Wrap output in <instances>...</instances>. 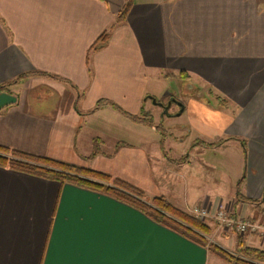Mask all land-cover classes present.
Here are the masks:
<instances>
[{"label": "crops", "instance_id": "0c3cea01", "mask_svg": "<svg viewBox=\"0 0 264 264\" xmlns=\"http://www.w3.org/2000/svg\"><path fill=\"white\" fill-rule=\"evenodd\" d=\"M125 2L0 0V145L110 174L172 204L182 186L178 208L207 209L212 242L233 235L264 249V235L213 217L223 208L264 223V201H249L264 197V0H130L119 21ZM167 79L220 105L171 93L153 103ZM99 100L122 111L95 109ZM148 101L162 116L172 104L186 114L193 136L183 162L162 156L158 131L127 115ZM227 145L244 157L235 190L199 189L197 177L211 181L206 170L220 166L193 153ZM209 255L110 195L0 167V264H207Z\"/></svg>", "mask_w": 264, "mask_h": 264}, {"label": "trees", "instance_id": "16d2710c", "mask_svg": "<svg viewBox=\"0 0 264 264\" xmlns=\"http://www.w3.org/2000/svg\"><path fill=\"white\" fill-rule=\"evenodd\" d=\"M129 6L130 0H126L119 14V21L125 17ZM5 86L6 84L1 85L0 89ZM103 104H110L113 108L122 111L117 104L108 100H99L95 109ZM127 115L134 122L143 123L158 129L150 115L145 112L136 116ZM226 140L227 138H224L215 143L206 144L196 141L193 142V145L203 144L206 147H210L220 145ZM0 167L53 179L60 183L73 184L110 195L139 209L153 221L176 231L197 244L205 246L209 253L227 264H264V249L243 246L237 253H230L215 244L208 245L202 236V231L207 232L208 227L204 223L199 222L197 218L195 219L191 213L176 207L161 195L148 199L143 190L110 174L1 145ZM249 201L258 204L264 201V199ZM238 245L242 246V243L238 241Z\"/></svg>", "mask_w": 264, "mask_h": 264}, {"label": "rangeland", "instance_id": "374dc122", "mask_svg": "<svg viewBox=\"0 0 264 264\" xmlns=\"http://www.w3.org/2000/svg\"><path fill=\"white\" fill-rule=\"evenodd\" d=\"M151 85L153 84V81L151 80ZM150 85V86H151ZM153 91V92H152ZM151 93H153V97L156 98L157 103H164L166 104L168 102L169 98H172L170 95H175L177 99H180L181 101H187L188 97L190 95H194L195 97L208 100L211 104L214 106H219L220 102L216 99L214 95H210L209 98L206 97V93L204 91H188L186 88V83L180 79H167L162 86L157 88H153ZM171 93V94H170ZM159 106V105H158ZM157 105H154L150 101L147 102L145 113L149 114L154 123L157 125L158 129V135L160 136L159 139V151L162 154V156H169L174 159L177 157L178 160L183 162V154L188 153L189 147V139L191 135L193 136V133L189 134L188 132V125H187V117L184 112L182 114H178L179 108L177 105L172 104L167 108V112L165 113V116H162V109ZM192 147V146H191ZM194 147V146H193ZM200 149V148H199ZM192 150V149H191ZM232 149L230 148V145H227L226 147H223L222 149H219L218 151H215L214 149H208L204 148L201 151H197L193 153V156L197 157L199 160H203L204 162L206 159L208 161L213 162L214 165H219L220 168L213 167L212 169L209 168L206 170L208 175L211 176V181L200 180L199 176L198 179L195 180V184L199 187V189H205L213 192H220L224 193V195L228 194L229 192H233L235 190V181L238 176V173L241 172L240 165H244V157L242 159V156L240 155V158L236 159L235 156L232 154ZM222 156V157H221ZM234 158V161H233ZM229 161V163L226 165V162ZM224 162V166L222 167L221 164ZM198 163V161L196 162ZM222 168V169H221ZM224 168V169H223ZM218 169V170H216ZM221 169V171L219 170ZM184 169H181L182 172ZM194 170V168H192ZM196 170V169H195ZM225 170V171H223ZM175 193V197L177 200H174L173 204L176 207H182L183 208V199L185 197V191L182 188V186L178 189ZM195 187L188 188L187 195H192L194 193ZM169 195V194H168ZM149 199L153 196H147ZM168 198V196H166ZM169 199V198H168ZM264 199V197H261L259 200ZM262 204V202H259ZM192 209V208H191ZM191 209L189 213H191ZM183 211L187 212L186 209H182ZM221 211H226L222 208ZM192 214V213H191ZM226 215V214H225ZM227 216V215H226ZM196 219V217H195ZM199 222L204 223L208 227V231L203 233V240L208 245H217L226 251L230 253H237L243 246H248L245 244L244 240H239L238 236L229 235L228 238L222 237L219 241L215 239V243L211 241L210 232L211 228L207 224V219H197ZM214 220H216L214 218ZM243 221H246L243 219ZM216 222L219 224V226L225 228L221 223H219L217 220ZM217 224V225H218ZM247 234V233H246ZM218 241V242H217ZM238 241L242 243V246L238 245ZM217 243V244H216ZM207 264H227L224 261L220 260L216 256L210 253L209 259L207 261Z\"/></svg>", "mask_w": 264, "mask_h": 264}, {"label": "built area", "instance_id": "2783aa9c", "mask_svg": "<svg viewBox=\"0 0 264 264\" xmlns=\"http://www.w3.org/2000/svg\"><path fill=\"white\" fill-rule=\"evenodd\" d=\"M191 213L197 219H207L210 216V212L201 207H193ZM219 223H221L225 228L234 226L240 234L259 232L264 235V223L262 225L251 223L250 221L239 220L236 221L233 218H229L225 215V212L219 210L213 216Z\"/></svg>", "mask_w": 264, "mask_h": 264}, {"label": "water", "instance_id": "95a60500", "mask_svg": "<svg viewBox=\"0 0 264 264\" xmlns=\"http://www.w3.org/2000/svg\"><path fill=\"white\" fill-rule=\"evenodd\" d=\"M150 98L152 99L153 103H155V104H159L160 106H163L162 103H157L156 100H155L154 98H152V97H150ZM166 107H167V106H165V109H166Z\"/></svg>", "mask_w": 264, "mask_h": 264}]
</instances>
